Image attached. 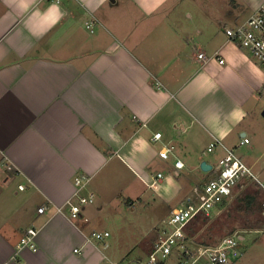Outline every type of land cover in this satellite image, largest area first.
Returning <instances> with one entry per match:
<instances>
[{
  "label": "crops",
  "instance_id": "0c3cea01",
  "mask_svg": "<svg viewBox=\"0 0 264 264\" xmlns=\"http://www.w3.org/2000/svg\"><path fill=\"white\" fill-rule=\"evenodd\" d=\"M182 1L0 0V264H120L109 244L88 241L110 233L96 216L106 204L134 207L147 190L179 203L159 238L173 210L198 201L226 149L242 159L264 71L225 28L264 0H194L186 13ZM203 162L207 181L187 193ZM78 176L95 203L72 221L58 208L76 199ZM28 228L36 250L18 249Z\"/></svg>",
  "mask_w": 264,
  "mask_h": 264
},
{
  "label": "rangeland",
  "instance_id": "374dc122",
  "mask_svg": "<svg viewBox=\"0 0 264 264\" xmlns=\"http://www.w3.org/2000/svg\"><path fill=\"white\" fill-rule=\"evenodd\" d=\"M193 1H182L180 10L184 13L192 12V8L197 3ZM182 11L180 12L181 16L184 15ZM185 21L187 20L185 19ZM248 123L250 127L247 136L249 142L240 147L237 153L251 169L254 176L264 183V93L260 95L259 104L257 107L255 106ZM207 157L209 159V155ZM253 161L256 163L254 167H250ZM207 176L208 172L205 173L199 169L190 179L186 178V181L191 183L187 193L192 192V185L202 190ZM215 176L213 175V178ZM260 190L262 189L253 180L241 179L240 184L235 187L233 196L227 200L226 204L221 206L219 211L215 210L205 223L200 221L192 228L191 232L195 233L196 242L215 244L226 236L242 234L245 236V241L241 244V256L233 264H264V217L260 213L258 205L254 208L255 212L247 211L246 198L248 194L258 191L259 202L262 201L264 196ZM191 200L196 201L197 196L191 195ZM128 204L111 201L105 205L99 215L96 214L100 218L99 221L101 220L105 225L106 230L110 231V236L102 241H93L101 246L104 243L109 244L107 255L112 259H117L120 264H128L129 261L138 259L146 262L147 251L150 252L149 249L158 238L157 228L160 227L161 219L168 215L172 206L179 203H174L171 206L164 204L154 191L147 190L143 201L135 200L134 207ZM181 205V207H185L187 202Z\"/></svg>",
  "mask_w": 264,
  "mask_h": 264
},
{
  "label": "built area",
  "instance_id": "2783aa9c",
  "mask_svg": "<svg viewBox=\"0 0 264 264\" xmlns=\"http://www.w3.org/2000/svg\"><path fill=\"white\" fill-rule=\"evenodd\" d=\"M96 22L94 19L86 21V29L93 32ZM225 34L229 40L247 51L264 71V5L245 22L226 27ZM199 59H205V55L199 54ZM218 60L220 64L225 63L224 58H218ZM161 137V133H156L154 140H159ZM248 142L249 139L245 137L241 145ZM215 147V143L211 144L208 151L212 152ZM174 149L173 145H167L159 155L167 160ZM226 152V156L213 168L216 176L204 186L198 201L173 210L170 216L163 221L161 233L148 255L147 261H137L134 264H233L241 256V244L244 241L242 234L226 236L216 244L206 245L196 242L188 232L195 219L202 215L211 217L215 210L219 211L222 204L233 196L237 183L243 177L252 178L264 192V183L254 176L242 159L233 150L226 149ZM175 167L181 169L184 167V163L177 160ZM162 177V174H158L151 187L157 188ZM88 182L89 178L76 177L77 190L73 195L76 199H70L64 206L58 208V211L62 212L63 208L68 207L69 218L72 221L83 218L84 208L95 203L93 193H82ZM20 189L23 190L24 187L20 186ZM262 207L264 215V201ZM45 210V207H41L38 211L43 213ZM85 220L88 221L87 218ZM37 235L36 228L26 229L20 239L18 249L36 250ZM109 236V232H94L88 241H102ZM75 252H79V250H75Z\"/></svg>",
  "mask_w": 264,
  "mask_h": 264
},
{
  "label": "trees",
  "instance_id": "16d2710c",
  "mask_svg": "<svg viewBox=\"0 0 264 264\" xmlns=\"http://www.w3.org/2000/svg\"><path fill=\"white\" fill-rule=\"evenodd\" d=\"M243 178H246V179L252 180V178H250V177H248V176H245V177H243ZM243 178H242V179H243ZM240 182H241V180L237 183V185H239ZM259 196H260V194H259L258 191L255 192L254 194H248V195H247L246 198H247V204H248V210H247L248 212H250V213L255 212L254 208L258 205L259 208H260L259 211H260V213L263 215V207H262V204H263L264 199H263L262 201L259 202ZM263 196H264V194H263ZM226 202H227V201H225V202L222 204V207L226 204ZM263 217H264V215H263ZM209 218H210V217H206V216L202 215V216L198 217L197 219H195V220L192 222L193 226H192V224H191V226H190V228H189V230H188L189 234H190L191 236H194L195 233L193 234V233L191 232L192 228H194V226H195L197 223H199L200 221H203V222L205 223L206 220H208ZM229 236H230V235H229ZM205 244H206V243H205Z\"/></svg>",
  "mask_w": 264,
  "mask_h": 264
},
{
  "label": "water",
  "instance_id": "95a60500",
  "mask_svg": "<svg viewBox=\"0 0 264 264\" xmlns=\"http://www.w3.org/2000/svg\"><path fill=\"white\" fill-rule=\"evenodd\" d=\"M201 169L204 172H209L212 169V167L209 164H207L206 162H203L201 165Z\"/></svg>",
  "mask_w": 264,
  "mask_h": 264
}]
</instances>
